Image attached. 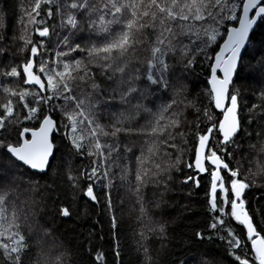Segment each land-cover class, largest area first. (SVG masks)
<instances>
[{"label":"snow or ice","instance_id":"obj_1","mask_svg":"<svg viewBox=\"0 0 264 264\" xmlns=\"http://www.w3.org/2000/svg\"><path fill=\"white\" fill-rule=\"evenodd\" d=\"M254 189L264 201V0L0 9V264H123L129 219L139 264H264Z\"/></svg>","mask_w":264,"mask_h":264},{"label":"trees","instance_id":"obj_2","mask_svg":"<svg viewBox=\"0 0 264 264\" xmlns=\"http://www.w3.org/2000/svg\"><path fill=\"white\" fill-rule=\"evenodd\" d=\"M24 2L27 3V0H0V9H4L8 12L10 18L14 19V14L19 12V6L20 4ZM255 102V100H253ZM185 159H189V155L185 156ZM237 159H239V156H237ZM73 166L78 167L81 163L80 159L77 158L76 160H73ZM235 163V162H234ZM243 168L247 169L248 167L251 166V158H246L245 160L242 161ZM253 171H256V169L253 167ZM175 175L183 179L185 175H195L194 172H192L189 169H184L183 173H175ZM201 179V185L203 187V177H200ZM179 183V181H177ZM189 188L192 189L193 196L191 198V201H188L186 198L181 199V203H191L193 207L198 209L197 213L193 215L189 221L190 224L192 225H206L210 217L208 213L204 210V205L202 203L203 201V192L201 189H196L192 182H189ZM187 191V189H185ZM120 194H123V189L120 190ZM260 193L256 191L255 189L253 191L248 192V199L252 202L253 206H255L257 203H259L262 207H264V201H255L254 196L259 195ZM116 193L114 192V199L116 198ZM170 198H172V195L170 194ZM176 199H180L178 195L175 196ZM126 204L128 203L127 198L125 200ZM169 215L175 216L176 211H173L171 209L168 210ZM71 223V222H70ZM85 227H87L88 222L85 221ZM126 230L123 235L122 239V244H123V254H124V260L123 264H139V259L137 257L136 252L134 251V246H135V241L138 237H136L135 233L139 231V228L141 225H139L135 219H129L126 222ZM169 235H172V229L170 227L169 229ZM160 241H158L155 237H152V239L149 241L150 247L155 250L159 247ZM107 247V245H106ZM205 248H212L215 252H218L220 256L225 255V246L220 242L216 241L214 244H206L204 245ZM54 254V253H53ZM109 259L111 260V256H109ZM227 264V262H225Z\"/></svg>","mask_w":264,"mask_h":264}]
</instances>
